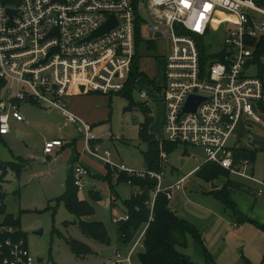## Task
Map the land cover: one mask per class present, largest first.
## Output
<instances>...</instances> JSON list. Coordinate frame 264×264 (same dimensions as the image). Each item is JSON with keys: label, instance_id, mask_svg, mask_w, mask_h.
I'll use <instances>...</instances> for the list:
<instances>
[{"label": "built area", "instance_id": "obj_1", "mask_svg": "<svg viewBox=\"0 0 264 264\" xmlns=\"http://www.w3.org/2000/svg\"><path fill=\"white\" fill-rule=\"evenodd\" d=\"M262 3L263 0H0V136L9 133L10 119L24 122L19 106L29 103L56 111L64 126H74L95 155L98 146L90 145L97 140L92 126L68 110L67 98L79 93L81 87L83 92L106 96L122 92L132 71L137 41L146 45L151 44V37H168L171 49L165 58L164 82L158 93L165 107L166 142L201 148L206 162L221 167L230 176L253 182L258 188L256 194L264 196V182L249 173L250 162L235 160L227 147L239 119L245 116L259 122L255 107L264 105V51H257L264 36ZM111 19L115 27L89 39ZM217 32H221V49L211 53L216 58L204 68L198 39L204 45L207 37ZM141 62L142 59L140 65ZM11 94L14 95L10 97ZM148 96L147 91H141V99ZM190 97L201 100L194 112L185 111ZM63 146L61 138L46 141L43 154L52 156ZM105 156L110 154L105 152ZM161 160L168 162L167 155L161 153ZM115 169L155 180V197L164 193L170 200V192L181 188L175 184L167 191H159L163 171L129 172L124 166ZM3 175L0 165V181ZM87 175L85 167L74 166L71 178L77 190ZM155 197L149 203L150 210ZM5 218V213H0V264H42L30 258L26 242L15 236ZM127 220L126 215L113 222ZM146 227L127 254L116 250L104 264H134L132 257L137 247H142Z\"/></svg>", "mask_w": 264, "mask_h": 264}, {"label": "rangeland", "instance_id": "obj_2", "mask_svg": "<svg viewBox=\"0 0 264 264\" xmlns=\"http://www.w3.org/2000/svg\"><path fill=\"white\" fill-rule=\"evenodd\" d=\"M149 42L153 44V50L144 52L142 69L144 72L147 68L149 74L156 73L158 85L162 86L164 62L170 53L171 42L168 37H151ZM220 43L221 32L209 35L204 44L206 54L217 51L221 47ZM140 53L142 54V51ZM214 58L216 57L209 56L205 67ZM15 89L14 86L13 92ZM141 90L148 92L149 96L146 99L139 97ZM13 95L11 94L10 97ZM103 97H107L106 106H94L100 120V130L95 135L98 139L102 138V143L95 155L87 142L75 133L72 126L64 127V122L56 111L37 108L29 103L20 105L22 106L20 113L25 122L18 130L24 137L17 138L15 128H12L9 123V136L0 140V165L6 166L8 172L6 182L1 184L5 194L4 208L6 214L19 220L18 230L24 236L29 256L35 263L41 260L42 264H103L113 258V252L118 246L117 224L112 221V218L114 216L118 218L124 214L126 210L124 203L130 200L136 190L122 179L105 180L104 165L109 163L116 168L124 166L129 172L142 171L144 154L147 153L148 146L140 140L139 124L143 121V117L136 104L148 103L154 123L161 117L160 115L163 116L160 111L163 110L165 113V107L158 93L146 82L135 87L129 98L123 97L121 93ZM130 102L132 104L128 109ZM102 131L105 134L100 137ZM155 135L165 138L160 124L155 129ZM57 138H63L67 146L63 151L58 152L55 159L44 158L42 156L44 142ZM105 152L110 153V157H106ZM30 156H33V159H29ZM17 158L29 160V163L26 161L27 164L21 160L20 165L28 166L18 175L10 168ZM181 161L182 165H180ZM206 161L207 157L201 148L176 145L168 154V163L162 164L164 175L158 190L167 191L175 184L181 186L179 190L170 192L168 208L195 227L202 239V245L211 252L221 245L215 240L218 235L222 238L232 235L231 233L235 230L232 223H235V220L230 218V211L226 210L211 192L213 189L221 190L227 179L219 177L208 182L196 175L198 166ZM79 164L89 170L90 176L83 179L77 198L92 208V213L82 219L70 213L64 203L59 200L65 192L70 171ZM229 179L238 181L232 176H229ZM238 182L252 186L244 181ZM94 193L99 200L94 198ZM154 197L155 192L150 195V200ZM234 199L240 200L244 207L247 206L248 209L253 207L258 213L264 214L263 197H257L252 193L250 195L235 194ZM113 200L115 203L111 205ZM260 214L259 217H261ZM215 217H224L225 221L213 220ZM80 223L101 224L105 228L109 244H101L85 237L79 229ZM254 223L239 224L242 237H236L235 241L227 239L229 250L220 259L219 264H243L242 258H246V254L249 260L254 262L253 264H264V251L260 248L264 230L262 225L257 226ZM218 230L222 233H216ZM37 231L41 232L40 235L34 234ZM141 231L142 228L124 249L125 253L136 242ZM66 239H72L87 246L90 254L78 257L70 250L65 242ZM202 245L190 237L189 248L185 254L191 257L195 248L205 261ZM141 252L142 247L138 246L132 257L134 264H138L137 255Z\"/></svg>", "mask_w": 264, "mask_h": 264}, {"label": "trees", "instance_id": "obj_3", "mask_svg": "<svg viewBox=\"0 0 264 264\" xmlns=\"http://www.w3.org/2000/svg\"><path fill=\"white\" fill-rule=\"evenodd\" d=\"M198 41L201 44L200 51L202 54V66L205 68L206 61H208L211 54H206L204 45L202 44L203 41H201V39H198ZM141 45V42L138 40L136 46V56L132 63V71L125 83L124 90L120 92L123 97L126 98L130 97L131 91L135 88L136 81L140 78L146 77L140 67V60L143 58L139 51ZM147 49H149V47ZM257 51L258 53H262L264 51V36L259 40ZM148 82L150 84L154 83L152 80H149ZM131 104L132 102H130L128 109H130ZM138 107L145 118V121L141 125V129L139 131L140 140L148 146V151L144 154V166L146 170L160 173L162 168L160 167L159 146L154 138L148 133V125L151 122L149 111L144 104H138ZM175 146L176 145L168 144L164 145L163 148L167 153H170ZM233 157L235 160H248L250 163L253 162L252 154L235 151L233 152ZM106 167L108 169L109 165L106 164ZM2 168L5 173L7 169L6 166H2ZM111 175V171H108L104 177L105 180H110ZM196 175L200 179L208 182L219 177H225L227 180L222 189H213L211 192L227 210L232 212V216L236 218L237 221H247L244 216L240 215L236 211L234 204L229 200L232 193L243 190V184L230 180L228 172L223 170L221 167L208 162H205L199 167ZM120 179L124 180L131 187H136L138 189V193L131 196L130 200L124 203L128 220L116 223L117 243L119 246L124 247L129 245L138 231L147 226L142 241V252L137 255L138 264H181L183 261L188 262L189 260L187 256L183 253V251L187 248L188 238H194L196 241L201 243L195 227L180 216L174 214L173 211H167V208L169 207V200L164 193H158L156 195L152 210H150V195L154 192L157 186V182L155 180L129 176L126 173H121ZM77 192L78 190L73 186L72 178L70 176L67 181L65 192L59 200L64 203L70 213L75 215L77 218L82 219L92 213V208L86 205V203L78 200ZM3 196L4 195L0 193V202L3 201ZM94 198L99 200L96 193H94ZM0 213H4L3 206L0 208ZM150 216L152 217L151 221L149 220ZM5 222L7 225L11 226L14 231H18L15 236L22 237L24 239V236H22L18 230V219L15 220L10 215H7ZM262 228L264 230V227ZM79 229L85 237L101 244H109V238L105 228L101 224L92 223L84 225L80 223ZM65 242L70 247V250L78 257H85L90 254V249L87 246H84L75 240L66 239ZM168 246H171L170 250L168 249ZM188 264L190 263L188 262Z\"/></svg>", "mask_w": 264, "mask_h": 264}, {"label": "crops", "instance_id": "obj_4", "mask_svg": "<svg viewBox=\"0 0 264 264\" xmlns=\"http://www.w3.org/2000/svg\"><path fill=\"white\" fill-rule=\"evenodd\" d=\"M262 4L264 5V2ZM148 47H149V49H147ZM219 49H221V47ZM152 50H153V44H146V45L142 44L140 46V48H139V51H142V54L140 53L141 56L145 55L144 52L148 53L149 51H152ZM151 63L153 64V62H151ZM153 69L155 70V66L153 67ZM145 70L147 71V72L145 71V73H144L146 77L138 79L136 81L135 87L140 85L142 82H146L150 87H152L156 91V93H160V86L158 85V79L156 77V73L149 74L147 68ZM149 80L154 81V83L150 84L148 82ZM141 91H143V90H141ZM103 96H106V95H101V94L91 93V92H79V93H75V94L71 95L66 100L68 110L75 117H77L79 120H81V121L84 120L85 122H88L92 126V129H93L94 133H96L97 131L100 130V127H99L100 120L98 119V115H97L98 112L94 108V106H96V105L106 106L107 97H103ZM139 97H140V94H139ZM141 104H144L148 108V111H149V117L151 118V122L148 125V133L154 138V140L157 142L158 146L160 147L159 148L160 149L159 150L160 151L159 152L160 153L159 157H160V167L162 168V164L168 163V162H163L161 160V153L166 154L167 155V160H168V154L169 153H167L165 150H163L164 149L163 147H164V145H168L169 143L166 142L165 138L157 137L155 135V129H157L159 124H160L161 131L164 134L163 123H164V119H165V113L163 112V110L160 111V112H162L163 116L160 115L161 117L158 118L156 120V122L154 123V119L152 118V115H151V113H152L151 112L152 111L151 107L146 102L145 103H141ZM136 105L138 107V103ZM157 106H160V105H157ZM21 107L22 106H19V111H20ZM34 107H37V106H34ZM37 108H39V107H37ZM47 110H50V109H47ZM139 110H140V108H139ZM159 110H161V109H159ZM50 111H54V110H50ZM106 112H107V109H106ZM140 112H141V110H140ZM255 112L259 116L260 121L259 122H253L252 120L248 119L247 117L242 116L239 119L238 123L236 124V126L234 128V131H233V133H232V135H231V137L229 139L227 147L232 151V153L235 152V151H239V152H243V153L252 154L253 162L250 163L251 166L248 169V171L253 176L254 179L264 182V105L256 106L255 107ZM141 114H142V112H141ZM142 117H143V121L139 124L140 129H141V125L145 121V118H144L143 114H142ZM61 119H62V117H61ZM24 122H25V120H24ZM24 122H17L14 119H10L9 120V123L11 124L12 128H15V134H16L17 138H23L24 137V135L18 130V128ZM67 126H64V127H67ZM69 126H72V125H69ZM72 127H73L75 133H77L76 132V128L74 126H72ZM9 130H10V128H9ZM9 134H10V131H9V133L7 135L0 136V140L3 139V138L8 137ZM104 134H105V132L102 131V133L100 134L101 135L100 137H102ZM61 139H63V138H61ZM63 142H64V139H63ZM101 143H102V138H99V139L97 138V140L94 141V142H91L90 145H91V147L98 146V148H99ZM65 146H67L66 142H64V146L61 149L55 150V152H54V154L52 156L44 155L43 154V149H42V156L44 158L46 157V158H48L50 160H53V159L56 158L58 152H61V151H63L65 149ZM43 147H44V145H43ZM29 159H33V156H30ZM21 160H23L25 162L27 161L24 158H17V159H15V163L10 165L11 171L16 173V175H18L21 171L25 170L27 168V166H28V165H20L19 163L21 162ZM27 162L29 163V160ZM27 162H26V164H27ZM182 163L183 162L181 161L180 165H182ZM204 163L205 162H203L201 165H199L197 170ZM11 166H13V167H11ZM104 168H105L106 174H107L108 171H111V173H112L111 178L112 179L113 178H117V180H118V179H120V174L124 173V172H118L111 165H109V167H108L109 170L107 169L106 164L104 165ZM143 169H145V166L143 167ZM197 170H196V172H197ZM71 173H72V170L70 171L69 177L71 176ZM7 174H8V172L6 170V172L3 175L2 180L0 181V193H2L4 195L2 203L4 202L5 194H4V191H3V188H2L1 184H2V182L3 183L6 182L5 180L7 179V177H6ZM88 176H90L89 170H88V175L86 177H88ZM232 177L236 178L238 181H244V182H247V183L252 185V186H248L246 184H243V183L239 182V183L243 184V186H244L243 190L235 192V193H232L230 198H229V200L234 204L236 211L240 215L244 216L247 219V221H242V222L237 221V219L232 216V212H230L229 213L230 218L235 220V223H232V227H233V229H235L233 231V233H231L232 235H228L227 238H222V237H220L218 235V237H216L215 240H217L219 243H221V245H220V247L218 249H216L215 251H211V252L204 245H202V239L200 238L201 243H199L198 241L197 242H198L199 245H202V251L204 252V255H205V261L203 260L202 256L199 255L200 252L197 249H195V248H193V254H192L191 257H189L187 255V253L185 254V251H187L188 248H189V246L187 245V248L183 251V253L187 256V258L189 260L188 262L190 264H219L220 263V259L229 250V246L226 243L227 239L230 238L231 241H235V240H237V238H241L242 237L241 230L239 228V224L254 223L255 222L254 224H256L257 226L258 225L259 226L262 225V227H264V214L258 213L256 210H254L253 207H250L251 209H248L247 206L244 207V204L241 203L240 200L234 199L235 194H248V195H250L252 193L253 195H255L257 197H263L264 198V196H259V195L256 194V190L258 188H257L256 184H254L253 182L248 181V180H243V179L235 177V176H232ZM238 181H236V182H238ZM133 188H135V190H136L135 194H137L138 193V189L136 187H133ZM135 194H133V195H135ZM114 203L115 202L113 200L111 205H114ZM3 207H5L4 204H3ZM4 213H5L6 216L8 215V214H6L5 208H4ZM259 214H260L261 217H259ZM126 215L127 214H126V210H125L124 214L122 216L118 217V218L124 217ZM114 218H117V217L114 216L112 218V221H113ZM213 220H216V221L224 220L225 221L224 217H215ZM228 221H230V220H228ZM17 233H18V231H15V234H17ZM216 233H222V232H221V230H218ZM195 245H196V243H195ZM127 246L120 247L119 244H118V246L116 247V250L121 251L125 255L132 248V246H131V248L125 253L124 249H126ZM260 248H261V251H264V249H263L264 248V233H263L262 246ZM197 251H198V255H197ZM242 259H243V262H244L243 264H251V263L253 264L254 263L251 259L249 260V257H248L247 254H246V258H242ZM188 262L186 261L187 264H188Z\"/></svg>", "mask_w": 264, "mask_h": 264}, {"label": "water", "instance_id": "obj_5", "mask_svg": "<svg viewBox=\"0 0 264 264\" xmlns=\"http://www.w3.org/2000/svg\"><path fill=\"white\" fill-rule=\"evenodd\" d=\"M116 23L115 21H113V19L109 20L106 24H104L102 27H100L97 31H95L91 37V38H94V37H99L100 35L108 32L109 30H111L113 27H115ZM156 37H159V34H156L155 35ZM87 39V40H89ZM80 92H83V88L81 87L80 88ZM201 100L199 98H195V97H190L188 100H187V103H186V106H185V111L186 112H194L197 108V105L199 104ZM167 211H170V208H167ZM41 232H34V234L36 235H40ZM168 249L170 250L171 249V246H168ZM38 263L41 262V260H38L37 261ZM181 264H187L185 261H183Z\"/></svg>", "mask_w": 264, "mask_h": 264}]
</instances>
